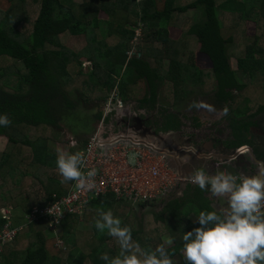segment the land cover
Instances as JSON below:
<instances>
[{
	"label": "trees",
	"instance_id": "trees-1",
	"mask_svg": "<svg viewBox=\"0 0 264 264\" xmlns=\"http://www.w3.org/2000/svg\"><path fill=\"white\" fill-rule=\"evenodd\" d=\"M6 1L18 8L1 9L0 0V112L7 113L11 120L7 127H0V136L6 137L0 153V264H105L100 255H117L119 245L95 229L93 221L99 209H111L122 224L132 229L133 241L141 252L162 244L173 264H185L180 253L184 231L199 226L195 216L201 210H227L222 196H213L191 182L185 183L180 197L172 199L165 196L135 200L124 195L117 198L111 191H92L78 212H65L58 223L50 226L41 208L76 185L75 181L61 182L55 165L57 153L47 133L55 138L52 127H58L64 119L72 132L87 133L94 129L92 122L102 118V109L76 116V94L66 88L70 82L86 98L83 100L95 91L106 95L114 88L116 95L126 101L141 81L146 92L140 105L147 102L149 107L159 89L171 102L178 103L211 79L216 106L228 109L222 117L230 134L224 145L233 148L249 144L254 158L264 160V104L254 105L253 109L245 94L247 88L253 87L264 91V46L258 43L256 33L248 37L244 30L240 31L245 47L242 55H236V68L232 69L228 51L234 46V38L222 33L224 16L230 17L233 28L239 26L240 20H252L264 32V0ZM189 9L196 11L185 23L179 17ZM99 11L106 18H99ZM170 23L181 29L187 24L184 33L192 36L199 51L209 58V70L193 62L186 38L169 36ZM136 30L140 32L138 36ZM79 35L85 37L84 46L78 48L76 43L65 42L68 36ZM141 43L143 57L127 55ZM83 61L90 62L85 72ZM168 117L163 129L179 130L180 120ZM252 128L260 132L254 139L250 135ZM40 131L47 133L41 135ZM84 141L78 142L83 145ZM71 147V153L77 151ZM156 202L162 208L149 213L146 222L152 227L156 223L154 228H159L160 233L154 228L143 230L133 214ZM15 206L23 208L24 217L12 214ZM33 207L37 212L30 218ZM92 214L91 229L78 230ZM7 228L15 230L13 237L3 238ZM164 236L171 241L167 247Z\"/></svg>",
	"mask_w": 264,
	"mask_h": 264
},
{
	"label": "clouds",
	"instance_id": "clouds-1",
	"mask_svg": "<svg viewBox=\"0 0 264 264\" xmlns=\"http://www.w3.org/2000/svg\"><path fill=\"white\" fill-rule=\"evenodd\" d=\"M137 34L139 30H136L135 35ZM134 40L137 41L136 37ZM136 48L134 46L127 55L130 56ZM110 93L112 98L110 106H113L114 110H119L117 108L123 106L122 100L116 95V89L113 88ZM105 105L106 103L103 109ZM223 114H228L227 107L223 109ZM10 124L8 114L0 112V127H7ZM126 135L133 136L129 131ZM77 143L73 146L78 145ZM246 147L245 154L251 156L254 164L259 167L255 174L251 166H242L236 162L245 155L240 154L239 151ZM211 149L214 150L212 158L202 159L200 167H196L197 163H200L198 161L190 164L186 153L193 158L200 157L202 153H205L203 149L196 156H193L195 149L173 155L176 158L174 165L180 169L195 164L190 174H183L189 176L187 179L191 183L201 190L210 191L213 196H226L228 205L227 210L219 212L199 211L195 216L199 226L184 231L181 238V256L185 264H264V167L262 161L254 158L252 146L249 144H240L233 148L220 145ZM237 154L240 156L236 157ZM85 164V154L80 151L61 152L55 160L62 183L75 181L78 188L85 191L93 190L96 187L94 177L97 175V170L93 167L85 173L82 170ZM184 185L185 183H181L176 189L184 188ZM49 213L57 217L61 214V212ZM93 223L99 233H106L119 245L117 255L109 256L107 253L100 255V259L105 264H173L171 254L162 244L141 252L139 244L133 241L132 229L122 224L121 219L115 216L111 209H99Z\"/></svg>",
	"mask_w": 264,
	"mask_h": 264
},
{
	"label": "rangeland",
	"instance_id": "rangeland-1",
	"mask_svg": "<svg viewBox=\"0 0 264 264\" xmlns=\"http://www.w3.org/2000/svg\"><path fill=\"white\" fill-rule=\"evenodd\" d=\"M72 1H74L75 3L82 2V0H72ZM182 2H185V0H183ZM11 4L6 0H2L1 9L18 8L16 4H13V3ZM195 11H196L195 9H189L187 11L188 15L186 14L183 17L180 16L179 17L180 20L183 18L185 20V23H188L191 19V15ZM98 17L101 19L106 18V14L103 11H99ZM224 18H225L224 28L222 29L223 36L228 37L229 35H232L234 38L233 39L234 46L230 48L231 53L229 51L228 53H229V64L232 69H235L236 68V55H242L244 51V47H245V44L243 43V39L239 36L240 31L244 30L245 35L248 37L256 33V35L260 37V41L258 43L263 46H264V32L263 30L261 31L260 29H258L259 28L258 24L255 21L240 20L238 22L239 26H237L236 28H233L231 25L232 21H230V17L224 16ZM187 27L188 26L186 24V27L181 29L178 26H176V24L170 23V25L168 26L169 36L173 39H177L180 35L182 36V38H186L187 49L190 50L189 55L193 56V62L202 70L207 71L210 69V66H211L210 60L204 53L199 51V45L195 41V39L192 36H188L187 34L184 33ZM139 34H137V36ZM137 41L141 42L140 39H138ZM65 42L67 43V45H73L76 43L77 47L80 48L85 45L86 40H85L84 35L74 36L73 38L68 36ZM141 45L142 43L139 45V48L143 46ZM140 56L143 57V54H141V52H140ZM183 57L185 59L186 55H184ZM89 68H90V62L83 61L82 62L83 72L89 70ZM12 82H14V80ZM66 88L68 89V91H71V93L76 94L74 98V102L76 104L75 112L77 113V115L76 113L75 115L78 117H83L84 114L95 113L103 109L104 103L108 104L110 97H111L110 92H108V94L105 95L104 92L102 91H95L92 95L90 94L91 97L85 100L86 98L80 94L79 89H77V87L73 83L70 82L66 86ZM213 89H214L213 80L207 79V82H205L201 90H198L197 92H190L188 96L184 97L181 101L179 100V102L176 105L175 104L172 105L166 93L161 91L157 99V102L155 103L154 108L150 110H146L144 108L142 109L136 108L137 100L141 98L146 91V86L143 83H141V81H138V83L135 86V90L132 93L133 94L132 97H129L125 101L127 104L122 103L123 106L121 108H117L119 110L113 111V113L108 117V121L104 122L103 127H102L103 132L101 133H103V135H106V132H119V135H122L125 139H129L131 135H126L123 133L124 132L128 133V131L132 134L134 133L137 127L136 124L134 123L136 117H139L140 119L150 118V122L153 123L156 118L158 120L157 113L162 111L160 110V108L165 109L168 106L174 112H178L179 115L182 114V116L186 117V119L197 118V121H198V126H193L192 121H187V125L184 124L183 129H181L183 131V134L182 132L176 131L175 137H183L184 140H189L191 143L196 144V145L199 142H202L203 144V142L207 141L209 138H212V139L214 138L215 141L217 140V143H215L214 147L220 146L219 144L224 145V142L228 140L230 137L227 123L225 120L222 119V117H224L223 109L225 108V106L223 105L219 107L216 106L215 101L213 100L214 98L211 96L212 94L211 92ZM114 93L115 91L113 92V94ZM242 93L243 91H241L240 94ZM245 94L251 99V102H252L251 105L253 106V109H254V105L264 104V91L260 89H254L253 87V89L247 88L245 90ZM83 98L85 99L83 100ZM131 117H132L133 125L130 124ZM76 121L77 119L74 120V124H76ZM99 121L100 120H96V121L94 120L92 122V126L94 129L97 128ZM68 123L69 122L66 123L64 119L61 121L58 127H52L53 135L55 136V134H57L55 138H52V136L49 133H47V131L39 132V134L41 135H43V133H47V136L49 138L48 142L52 146H54L57 155L61 152H71V148H72L71 146H73L74 144V142L72 141L76 140L78 142L79 140H86L87 136L92 134L93 133L92 131L94 130V129L89 130L87 131V133L86 132L85 133L83 132L75 133L71 131V129L73 128H71ZM157 123L158 125L156 127H154L153 124H150L151 126L147 125L148 128L143 123V127H146V132H147L146 135L149 139L162 142L163 138L165 137V134L163 133L164 131H161L160 129L158 130L159 121ZM141 129L143 130L142 127ZM31 134H33V132H31ZM259 134L260 132L254 128H252L250 131V135L253 139L259 136ZM109 137L110 136L107 135V138ZM5 143H6V137L1 135L0 136V153L4 149ZM120 144L123 145L122 141ZM74 147H75L74 149H78L80 147L79 142H78V145ZM239 152L240 154L241 153L245 154L247 152V147L240 150ZM238 156L240 155L237 154L236 157ZM238 161L240 162L242 166H246V165L251 166L252 172H254V174L259 170L258 165L254 164L251 156H249L248 154L241 156L238 159ZM112 162L118 165H122L123 171H126L130 177H137V178L140 177V172L132 168V166L128 164L127 160H124L121 156H119L118 152L112 153ZM194 165L187 166L188 168H186V170L189 171L190 170L189 168L193 167ZM262 165L264 167V160H262ZM115 167L117 166L115 165ZM24 168L26 170H31L30 167H24ZM114 171L115 173H117L118 169L114 168ZM182 190H184L183 187H179L173 193L167 196L165 199H172V198L180 197L182 195ZM224 197L226 196H222V198ZM11 208H10V211H11ZM120 208L122 210H125L123 207H120ZM161 208H162V204L156 202L155 206L146 207L140 210H134L135 213L133 212V214H134L135 220L137 221L136 222L137 225L141 226L143 230L147 229V231L148 230L152 231L153 228L157 226V224L155 223L154 226L152 227L149 222L148 223L146 222V219H147L146 216L151 212H155V213L158 212ZM24 213L25 212L23 211V208L21 206L13 207L12 214L14 216L21 218V217H24ZM88 216H87V219H88ZM92 218H94V214L90 215L88 220H85L84 222H82L78 230L80 229L85 230L86 228L91 229L90 220ZM154 229H157V231L159 232V228H154ZM162 239L164 240L163 242H165L166 247L170 245L171 241L168 240L169 239L168 236H164ZM133 251H135V249H133ZM136 254L138 255L139 253H136Z\"/></svg>",
	"mask_w": 264,
	"mask_h": 264
},
{
	"label": "built area",
	"instance_id": "built-area-1",
	"mask_svg": "<svg viewBox=\"0 0 264 264\" xmlns=\"http://www.w3.org/2000/svg\"><path fill=\"white\" fill-rule=\"evenodd\" d=\"M111 101L112 98L110 97L97 128L87 136L85 143L77 149V151L85 154L86 164L82 170L85 173L93 167L97 170V175L94 177L96 187L93 190L85 191L76 186L75 189H71L55 201L46 203L41 210L42 213L48 215L50 226L58 223L65 212H78L79 208L87 201L88 193L92 191L95 193L111 191L117 198L124 195L126 197L132 196L135 200H146L161 197L167 192L175 190L178 184L190 182L187 179L189 176L180 175L168 164L165 151L154 148L141 140L129 144L122 135L117 134L107 138L101 133L103 132L101 122L106 109L110 107ZM121 141L123 145L120 144ZM72 142L74 145L77 143L75 140ZM114 152H118L119 156L127 160L132 168L138 170L140 177H130L126 171H123L122 165L113 163L112 153ZM114 168L118 169L117 173H115ZM74 201H76V205ZM48 210L52 213L61 212V214L57 217L49 213ZM36 212L37 209L33 207L30 218H33ZM14 233L15 230L7 228L3 232V238H11Z\"/></svg>",
	"mask_w": 264,
	"mask_h": 264
},
{
	"label": "flooded vegetation",
	"instance_id": "flooded-vegetation-1",
	"mask_svg": "<svg viewBox=\"0 0 264 264\" xmlns=\"http://www.w3.org/2000/svg\"><path fill=\"white\" fill-rule=\"evenodd\" d=\"M140 49L141 48H136V50L134 52H132L131 56L136 55L137 57H139L140 56ZM161 91H162V89L157 90V96L155 98V101H153V103H152L153 105L148 107L147 106V102H144L143 106H141L140 105V98H139L137 100V102H136L137 103L136 104V108H138V109L144 108L146 110H150V109L154 108L155 103L157 102V99H158L159 94L161 93ZM122 103H126V102L122 100ZM171 103H172V105H174V104L176 105L177 104V103H173V102H171ZM112 107L113 106H110L109 108L106 109L103 121L101 122L102 127H103L104 122H107L108 121V117L113 113L114 109ZM160 110H162V111L157 113L158 120L156 118L153 123L150 122V118H148V119L147 118L140 119L139 117H136L134 123L137 126L136 127L137 130L135 129V131H137L139 133L143 132L144 136H141L142 141L144 143L154 147V148L161 149V150L165 151V155L168 158L173 157V155H176V154H181L183 151H187V150H190V149H195L193 156H196L197 154H199L200 150L202 149L201 147L204 146V144H206L208 142H211L212 143L211 148H213L215 143H217V140L215 141L214 138L213 139L209 138L207 141L203 142V144H202V142H199L197 145L193 144L189 140H187V143L192 144V146L188 145L186 147L184 146L185 144L183 142H179V143L175 142L174 140H176V138H177V137H174V134H175L174 132L175 131H171L169 129H166V130H169V131L164 130L165 129V121L168 120V118H169L168 116L172 115L174 117H177V120H180V125L178 127L179 130H176V131L182 132V134H183V131L181 129H183V125L184 124L187 125V121H192L193 126H198L197 118L186 119V117H183L182 114H180L181 115L180 116L178 112H174L168 106L165 109L160 108ZM103 114H104V109H102V116H103ZM158 121H159L158 130L160 129L161 131H164L163 133L165 134V137L162 140L163 143L161 141H156V140L149 139L147 137V135H146L147 134L146 127H143V123L146 126L147 125L151 126L150 124H153V126L156 127L158 125V123H157ZM130 124L133 125L132 117L130 119ZM141 127L143 128V130L141 129ZM147 128H148V126H147ZM117 134L119 135V132H106V137H107V135L112 137V136H115ZM219 145H221V144H219ZM215 147H217V146H215ZM211 148L206 149L205 153H202V155L200 157H195V158H199L201 160L205 158V160H209L210 158H212L213 153H214V150L211 149ZM176 157L179 158V156H176ZM186 158H187V161L190 162V164H193V163L196 162L195 158L191 157L189 153H186ZM236 162L240 163L238 160ZM246 167H249V165H246Z\"/></svg>",
	"mask_w": 264,
	"mask_h": 264
},
{
	"label": "water",
	"instance_id": "water-1",
	"mask_svg": "<svg viewBox=\"0 0 264 264\" xmlns=\"http://www.w3.org/2000/svg\"><path fill=\"white\" fill-rule=\"evenodd\" d=\"M144 133L143 132H141V133H133V136H131L129 139H127L128 141V143L129 144H133L134 143V141H136V140H141L142 141V138H141V136L143 135ZM211 146H212V143L211 142H208V143H206V144H204V146H202V149L203 150H206V149H208V148H211ZM218 150H220L219 148H218ZM216 151V150H215ZM175 160H176V158L173 156V157H170V158H168L167 157V162H168V164L169 165H171L172 167H173V169L175 170V171H177L180 175H183V174H190L193 170H194V167H190L189 169V171H187L186 170V168H188L187 166H184L182 169H180V168H177L175 165H174V162H175ZM170 194L167 192V194H164V195H162L161 197H165V196H169Z\"/></svg>",
	"mask_w": 264,
	"mask_h": 264
},
{
	"label": "crops",
	"instance_id": "crops-1",
	"mask_svg": "<svg viewBox=\"0 0 264 264\" xmlns=\"http://www.w3.org/2000/svg\"><path fill=\"white\" fill-rule=\"evenodd\" d=\"M142 136H144V135H142ZM174 141L177 142V143H179V142H183V143L185 144V145H184L185 147L188 146V145H190L189 143H187V140H184L183 137H177L176 140H174ZM195 160L198 161V162H200L199 164H197L196 167H198V166L200 167V166H201V162H202V160L199 159V158H195ZM261 161H262V160H261ZM261 168H262V166H261ZM223 200H224V202H225V200L227 201V198L224 197Z\"/></svg>",
	"mask_w": 264,
	"mask_h": 264
}]
</instances>
